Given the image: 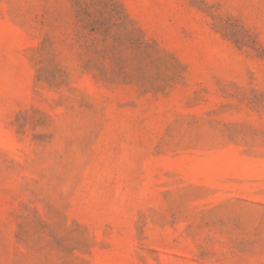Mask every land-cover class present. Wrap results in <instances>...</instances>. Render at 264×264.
Returning <instances> with one entry per match:
<instances>
[{
	"label": "rangeland",
	"instance_id": "374dc122",
	"mask_svg": "<svg viewBox=\"0 0 264 264\" xmlns=\"http://www.w3.org/2000/svg\"><path fill=\"white\" fill-rule=\"evenodd\" d=\"M0 264H264V0H0Z\"/></svg>",
	"mask_w": 264,
	"mask_h": 264
}]
</instances>
